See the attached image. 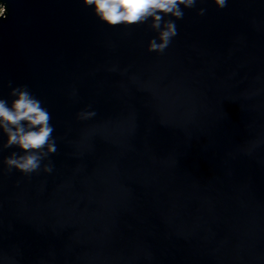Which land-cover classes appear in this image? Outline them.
Segmentation results:
<instances>
[{
    "label": "water",
    "instance_id": "95a60500",
    "mask_svg": "<svg viewBox=\"0 0 264 264\" xmlns=\"http://www.w3.org/2000/svg\"><path fill=\"white\" fill-rule=\"evenodd\" d=\"M3 5L0 98L26 85L57 151L30 177L0 151V264H264V0L184 9L163 54L150 20Z\"/></svg>",
    "mask_w": 264,
    "mask_h": 264
},
{
    "label": "clouds",
    "instance_id": "9594fccd",
    "mask_svg": "<svg viewBox=\"0 0 264 264\" xmlns=\"http://www.w3.org/2000/svg\"><path fill=\"white\" fill-rule=\"evenodd\" d=\"M198 2L204 0H82L83 6L92 7L94 15L109 27H131L150 20L149 28L158 35L149 41L147 50L158 54H163L178 35L175 21L184 18V9L195 8ZM213 3L223 9L228 0ZM5 9L6 5L0 6V18H6ZM206 11L199 8L197 15L203 16ZM9 88V95L14 97L11 103L0 98V130L7 137L0 151L16 146L22 154L12 152L5 157V169L8 173L16 170L26 177L41 171L50 174L54 166L49 157L57 151L51 115L26 85L12 87L9 81ZM94 115L92 111H81L77 119L87 120Z\"/></svg>",
    "mask_w": 264,
    "mask_h": 264
}]
</instances>
